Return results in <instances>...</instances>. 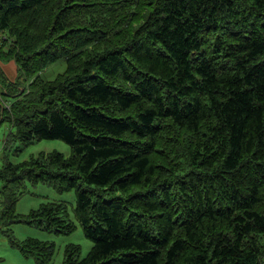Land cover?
I'll list each match as a JSON object with an SVG mask.
<instances>
[{"label":"trees","instance_id":"1","mask_svg":"<svg viewBox=\"0 0 264 264\" xmlns=\"http://www.w3.org/2000/svg\"><path fill=\"white\" fill-rule=\"evenodd\" d=\"M3 122L6 142L70 146L0 166V233L37 263L53 243L10 226L43 182L75 190L93 242L63 264H263L264 0H0ZM25 217L75 229L64 203Z\"/></svg>","mask_w":264,"mask_h":264},{"label":"rangeland","instance_id":"2","mask_svg":"<svg viewBox=\"0 0 264 264\" xmlns=\"http://www.w3.org/2000/svg\"><path fill=\"white\" fill-rule=\"evenodd\" d=\"M12 62L1 63L5 75L8 79L14 81L17 77V66ZM65 69L64 59L53 63L44 69L40 74L47 79H52L58 72ZM26 85L28 81L22 80ZM15 129L8 122L0 124V166L6 161L18 163L30 156H36L39 153H47L52 150L62 152L65 156L70 154V146L61 139H42L28 144L9 140L6 142L9 132ZM0 181V190L2 187ZM58 202L64 203L66 218L72 221L75 229L70 233L51 232L27 222L25 214L31 209L39 207L43 203ZM76 195L75 190L71 189L59 192L51 185L39 182L36 184H27L15 203V212L21 214L22 220L11 224L10 229L13 237L20 241L28 237L53 243L52 259L47 264H63L65 248L69 244L77 245L79 253L77 258L85 257L92 248L93 242L84 235L83 228L75 213ZM2 206V197L0 196V208ZM264 264V257L262 258ZM0 264H39L31 255H25L20 249L11 244L9 238L0 233Z\"/></svg>","mask_w":264,"mask_h":264},{"label":"bare ground","instance_id":"3","mask_svg":"<svg viewBox=\"0 0 264 264\" xmlns=\"http://www.w3.org/2000/svg\"><path fill=\"white\" fill-rule=\"evenodd\" d=\"M100 20H102V19H100ZM105 20H106V19H105ZM112 20H113V19H112ZM113 21H114V20H113ZM92 22H93V20H92ZM104 22H105V21H104ZM100 23H101V22H100ZM102 23H103V22H102ZM108 23H109V22H108ZM108 23L106 22V23L103 24V25H106V24H108ZM91 24H92V23H91ZM110 24H111V23H110ZM110 24H109V25H110ZM113 24H114V22H113ZM94 25H95V24H94ZM98 25H99V24H98ZM119 25H120V24H119ZM82 27H83V26H82ZM89 27H90V26H89ZM94 27H95V26H94ZM96 27H97V26H96ZM97 28H98V27H97ZM99 28H100V27H99ZM111 28H112V25H111ZM111 28H110L109 30H112ZM80 29H82V28H80ZM102 29H104V28H102ZM82 31H83V30H82ZM88 31H89V30H88ZM88 31H87V32H88ZM85 32H86V31H85Z\"/></svg>","mask_w":264,"mask_h":264},{"label":"crops","instance_id":"4","mask_svg":"<svg viewBox=\"0 0 264 264\" xmlns=\"http://www.w3.org/2000/svg\"><path fill=\"white\" fill-rule=\"evenodd\" d=\"M10 62H12V61H9L8 63H10ZM4 66H5V63H4Z\"/></svg>","mask_w":264,"mask_h":264}]
</instances>
